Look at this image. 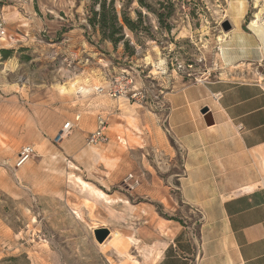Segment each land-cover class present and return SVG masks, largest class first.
I'll return each mask as SVG.
<instances>
[{
    "label": "rangeland",
    "instance_id": "obj_1",
    "mask_svg": "<svg viewBox=\"0 0 264 264\" xmlns=\"http://www.w3.org/2000/svg\"><path fill=\"white\" fill-rule=\"evenodd\" d=\"M126 3L131 20L142 15L136 35L125 28L128 46L102 40L88 21L89 0H0V264H112L124 258L155 264L157 253L145 258L130 239L139 247L165 244L172 233L167 227L160 233L159 223L187 221V208L177 202L183 158L166 132L168 97L222 73L264 83V39L251 27L257 16L264 23V0ZM123 4L117 0L119 11ZM233 7L240 10L238 25L228 14ZM225 33L236 38L224 46L222 59ZM254 48L255 61L231 66ZM128 83L126 98L95 92ZM100 114L108 120L105 144L74 151L67 146L73 134L57 141L66 122L85 129L87 121L93 132ZM25 146H33L35 156L17 168ZM129 175L140 181L133 190ZM76 179L104 192L123 219L89 201ZM124 201L134 208L132 217ZM100 229L110 230L103 243L96 237ZM112 233L111 248L100 247Z\"/></svg>",
    "mask_w": 264,
    "mask_h": 264
},
{
    "label": "crops",
    "instance_id": "obj_2",
    "mask_svg": "<svg viewBox=\"0 0 264 264\" xmlns=\"http://www.w3.org/2000/svg\"><path fill=\"white\" fill-rule=\"evenodd\" d=\"M246 56L231 66L253 62L259 52ZM229 77L222 73L167 99V134L183 158L177 202L187 221L164 220L173 234L155 264H264V83ZM76 125L67 143L74 151L92 133L87 121L85 129Z\"/></svg>",
    "mask_w": 264,
    "mask_h": 264
},
{
    "label": "bare ground",
    "instance_id": "obj_3",
    "mask_svg": "<svg viewBox=\"0 0 264 264\" xmlns=\"http://www.w3.org/2000/svg\"><path fill=\"white\" fill-rule=\"evenodd\" d=\"M242 8H243V3H242ZM239 11H237V9H235L233 7V10H232V13H228L229 16L232 18V22L234 23V25H238V19H239ZM231 22V23H232ZM241 25V24H240ZM251 27L252 29L255 31L256 35L261 38V40L264 39V23H261L260 22V17L257 16V20L256 21H253L251 23ZM254 34V33H253ZM255 35V34H254ZM236 38V34H234L233 36L230 37L229 34L225 33L222 37H220L219 41L221 43V51H222V59H223V56H224V51H225V48L224 46L228 45L233 42V40ZM260 50V49H259ZM263 54V53H262ZM63 89H64V86H63ZM66 90V89H65ZM89 93V92H87ZM187 102V101H186ZM73 143V141H72ZM96 150V149H95ZM95 150H92L93 153L95 152ZM95 154V153H94ZM100 157V156H99ZM96 160V159H95ZM98 160V159H97ZM26 164V163H25ZM24 164V165H25ZM23 165V166H24ZM22 166V167H23ZM21 168V167H20ZM72 179V177H70ZM76 183L78 184L77 187L79 188V190L86 194L87 195V199L89 201H92L93 203H96V204H101L104 206V208H106L107 212L110 214V216L112 218H115V219H118V220H121L123 219V217L119 214H117L115 212V210L112 208V205L115 203L111 198H109L104 192L102 191H99V190H96L94 188H92L89 184H87L86 182L82 181V180H79V179H76ZM79 191V192H80ZM124 204V207H125V210L128 211L130 217H132V215H134V208L129 204L128 201H124L122 202ZM78 218V217H77ZM166 229V223L165 221H161L159 223V226H158V230L160 233H162L164 230ZM110 231V230H109ZM173 234V232H172ZM115 234L112 233L111 237H109V239L104 243V244H101L100 247L102 248H105L106 250L110 249L108 247V242L111 240V238L114 236ZM116 237H118V235H116ZM165 238H169V234L167 235H164ZM129 240V239H128ZM131 241V244L133 246H137L139 250H141V252L144 254V257L145 258H151L153 256V253L156 252L157 254V258L156 259H159L162 255V252L165 247V244H162L161 242L160 243H156L153 247H148V246H143V247H139L138 243L139 242H135L134 240L130 239ZM117 254L119 255H122V256H125V254L123 252H121L120 250H118L117 248H114L113 249ZM144 258V259H145ZM111 263L112 264H129L130 261L127 260L126 258H124L123 261H120V262H116L115 260L111 259ZM133 264H140L139 261H136V260H133L132 261Z\"/></svg>",
    "mask_w": 264,
    "mask_h": 264
},
{
    "label": "trees",
    "instance_id": "obj_4",
    "mask_svg": "<svg viewBox=\"0 0 264 264\" xmlns=\"http://www.w3.org/2000/svg\"><path fill=\"white\" fill-rule=\"evenodd\" d=\"M91 2L89 24L98 31L103 41H110L114 45L124 42L125 46H128V42L125 40V28H128L131 32L137 34L139 29L141 13L137 12L138 20L133 21L127 16L125 0L121 10L119 11L116 5L117 0H89ZM129 1V0H128ZM142 3V0H140ZM159 19L164 20V15L159 14ZM166 18H169L168 16ZM168 32L171 31V27L167 26ZM6 56L8 51H4Z\"/></svg>",
    "mask_w": 264,
    "mask_h": 264
},
{
    "label": "built area",
    "instance_id": "obj_5",
    "mask_svg": "<svg viewBox=\"0 0 264 264\" xmlns=\"http://www.w3.org/2000/svg\"><path fill=\"white\" fill-rule=\"evenodd\" d=\"M0 35H5V31L2 30L0 27ZM132 89L130 88V84L128 83L127 86H122L120 88L118 87H108V88H96L95 92L96 94H106L110 96L111 98L115 99H121L123 97H127ZM138 95H142L141 93L132 95V99L137 97ZM77 128V125H75L73 122H66L62 128L57 133V141L62 142L65 138L71 136L75 129ZM107 129H108V120L106 117H104L102 114L98 115L96 118V129L89 134L87 138V144L90 146H96L105 144L108 141V135H107ZM166 132L170 133V129L166 128ZM35 149L33 146H25L21 149L19 155H18V161H17V168L22 167L25 163L29 162L34 156H35ZM126 182L128 183L129 187L133 190L136 187L140 185V181L134 177V175H129L126 179ZM262 189L264 190V180L262 182Z\"/></svg>",
    "mask_w": 264,
    "mask_h": 264
},
{
    "label": "water",
    "instance_id": "obj_6",
    "mask_svg": "<svg viewBox=\"0 0 264 264\" xmlns=\"http://www.w3.org/2000/svg\"><path fill=\"white\" fill-rule=\"evenodd\" d=\"M202 114L204 115L205 122L208 126L213 125V117L212 114L209 112L208 109H204L202 111ZM110 231L108 229H100L96 233V237L99 243H103L105 239L109 236Z\"/></svg>",
    "mask_w": 264,
    "mask_h": 264
}]
</instances>
